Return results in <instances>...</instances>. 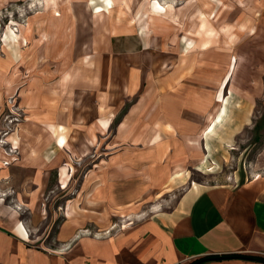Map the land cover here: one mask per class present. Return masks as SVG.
<instances>
[{
	"label": "rangeland",
	"instance_id": "1",
	"mask_svg": "<svg viewBox=\"0 0 264 264\" xmlns=\"http://www.w3.org/2000/svg\"><path fill=\"white\" fill-rule=\"evenodd\" d=\"M65 1L0 0V155L8 159L0 164V197L16 194L2 173L20 162L25 144L36 155L50 153L45 215L35 231L40 243L56 247L65 222L75 223L77 234L104 238L156 211L171 210L190 185H238L264 174L261 0L237 2L256 18L240 19L236 13L211 20L210 48L180 61L176 44L184 36L199 42L200 14L217 12L213 0L204 7L203 0H158L167 11L174 4L178 28L170 16L154 15L157 0H116L109 13L91 17V24L86 18L90 0H72L79 21L67 33L59 22L60 28L50 26V12L62 10ZM162 25L171 33L158 44L167 60L157 68L145 66L144 76L133 79L134 72L126 71L131 63L109 64L107 55L134 60L141 54L154 63L155 55L144 52L142 36L153 35L154 42ZM230 26L243 35H232ZM94 45H105L109 52L85 51ZM232 56L239 61L224 92L226 116L203 140L204 123L221 108L217 97ZM242 107L250 109L249 118H238ZM205 114L209 117L202 119ZM238 121L239 129L231 130ZM61 125L64 147L52 127ZM31 126L35 136L25 135ZM7 201L18 206L12 198Z\"/></svg>",
	"mask_w": 264,
	"mask_h": 264
},
{
	"label": "crops",
	"instance_id": "2",
	"mask_svg": "<svg viewBox=\"0 0 264 264\" xmlns=\"http://www.w3.org/2000/svg\"><path fill=\"white\" fill-rule=\"evenodd\" d=\"M249 110L242 107L238 118H249ZM208 117L205 114L202 119ZM241 124L238 121L231 130ZM35 133L33 126L24 132L27 136ZM25 145L20 162L2 173L15 185L16 194L0 197V264H193L208 256L264 257V174L238 185L195 183L171 210L156 211L104 238L77 234V225L65 222L56 234L58 245L48 247L39 242L35 231L44 220L43 193L51 157L48 151L42 154L43 150L36 155ZM5 197L18 206L13 207ZM48 231L45 228L43 234ZM202 264L264 263L223 259Z\"/></svg>",
	"mask_w": 264,
	"mask_h": 264
},
{
	"label": "bare ground",
	"instance_id": "3",
	"mask_svg": "<svg viewBox=\"0 0 264 264\" xmlns=\"http://www.w3.org/2000/svg\"><path fill=\"white\" fill-rule=\"evenodd\" d=\"M205 3L202 2V7L205 6L206 2H210L212 0H203ZM214 2L217 3V5H214V7H217V12L216 13H205L204 11H202V13L200 14V19L202 22L201 25V29H199V36H200V40L199 42L196 44V42L193 40L188 39L186 36H184L182 39L180 38V42L178 44H176L177 51L180 53V55L178 56V60L180 61L182 59V57H186L187 59H191L193 56H190L194 53V50H196V52H201V51H206L210 48V37H212L214 35V30L212 31V33H210V30L212 29H208L209 28V22L211 20L215 21V22H220L225 20L226 18H230L231 16H233L234 14L238 13L240 19L242 18H249L250 20L252 19L251 16L255 15L252 13V9H248L245 10L241 7H239L237 4L239 3L240 0H229L230 5H226V2L223 1L221 2L220 0H213ZM235 1V2H234ZM91 3H89V11L87 12V21L89 24H91L90 22V18L97 16L98 19L104 15L109 13L110 8H112V6L114 5V3H116V0H90ZM238 2V3H237ZM264 3V0H261V4ZM225 6H233L234 9L233 10H225ZM255 6H258L255 3ZM86 9V8H85ZM90 12V13H89ZM152 12L154 13L155 16H170L172 21H173V25L176 26L175 28H178V14H177V9H174V4L171 3L170 6V10L167 11V9L165 8V6L160 2V1H155L152 5ZM254 12V11H253ZM80 13V10L78 8H76L75 4L72 2V0H67L64 2V6L62 8V10H58L57 8L52 9V12H50V26H52L53 28H60V25H58L57 22L61 23V28H64L66 33L69 30L73 29V25L74 22L78 25V14ZM91 16H90V15ZM262 16L264 17V14H262ZM95 20L94 23L97 25V29H100V21L99 20ZM252 23H251V28L250 29H254L252 27ZM78 29V27H76ZM157 29H161L160 34H158L159 38H156L153 41H151L153 37V35H146V36H142V40L143 43L145 44V49L144 52L146 53V55H155L156 59L155 62L152 63L151 60L149 59H145V57L143 58V54H141V56L138 57H134L133 59H129L126 60L125 58H114V56H110L107 55L108 61H110L111 65L116 66V62H118L119 66H126V62L131 63V65H127L126 67V71H133L134 76L133 79H135L136 77H143V69L146 67H150L151 69H155L157 68L159 63H163L164 61L167 60V57L159 55L161 53V51L159 52L158 48L160 49L161 45H158L159 43H163L166 37H170V33L171 32H165L163 25L159 28L157 27ZM141 30L144 31V28L141 27ZM147 32V31H146ZM229 32L232 35H243L241 33V30L238 31L237 28H234L232 26L229 27ZM106 33V32H105ZM89 35V33H87ZM103 35H106L103 33ZM102 36V34H101ZM99 36V37H101ZM107 36V35H106ZM157 36V35H155ZM177 37V36H176ZM175 37V38H176ZM174 38V39H175ZM173 39V40H174ZM158 42V43H156ZM150 46V47H149ZM86 47V46H85ZM83 46L80 47V51H82ZM86 52L93 50V49H97L99 50V52H102L101 54L98 55H103L105 52L108 53L109 49L104 45H94L93 47H86L85 48ZM81 53V52H80ZM105 53V54H106ZM182 54V56H181ZM203 55V54H201ZM148 57V56H147ZM146 57V58H147ZM92 58L91 56L87 57V59ZM239 59L237 57L232 56V62H231V66H230V72L227 75L226 79L221 83L220 85V91H219V95L217 97L218 101L221 104V108H219L217 110V113L214 117L210 118V122L209 124L206 126V128L203 130L202 132V137L203 140L210 136H208L209 134H214V131L216 130L217 126L220 125L222 123V121L224 120V117L226 116L228 107L226 106L227 104V100L226 97L224 95L225 90L228 88L231 79H232V75L236 70L237 64H238ZM90 61H88L89 64ZM157 63V64H156ZM181 68V66H180ZM116 72V71H115ZM177 76L179 77V73L176 72ZM107 75V73H105V76ZM64 79L66 78V73H64L63 75ZM51 76H46L45 80L50 79ZM62 78V80H63ZM174 78H176L174 76ZM61 80V81H62ZM1 84V81H0ZM109 126V122L106 121L104 122V127H108ZM53 129L55 130V132H58V139H57V144L59 147H64L67 145V139L65 138V136L63 134H59V132H63L65 131L64 127L61 125L60 127H55L52 126ZM66 149V147H65ZM2 156L0 155V164H2L3 162L8 161V159H4V161L2 160ZM9 163V162H8ZM65 172V170H63V173ZM177 175H180V173H178Z\"/></svg>",
	"mask_w": 264,
	"mask_h": 264
},
{
	"label": "trees",
	"instance_id": "4",
	"mask_svg": "<svg viewBox=\"0 0 264 264\" xmlns=\"http://www.w3.org/2000/svg\"><path fill=\"white\" fill-rule=\"evenodd\" d=\"M223 259H246V260L264 263V257L234 254V255H224V256H208V257L196 260L193 264H202L206 262L219 261Z\"/></svg>",
	"mask_w": 264,
	"mask_h": 264
}]
</instances>
